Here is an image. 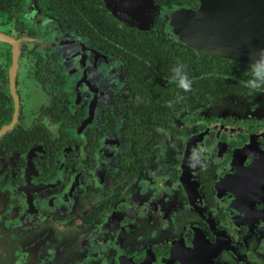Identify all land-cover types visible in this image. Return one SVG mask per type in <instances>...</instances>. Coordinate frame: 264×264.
<instances>
[{"label":"flooded vegetation","instance_id":"af4514ba","mask_svg":"<svg viewBox=\"0 0 264 264\" xmlns=\"http://www.w3.org/2000/svg\"><path fill=\"white\" fill-rule=\"evenodd\" d=\"M198 5L0 0V264H264V87Z\"/></svg>","mask_w":264,"mask_h":264},{"label":"water","instance_id":"95a60500","mask_svg":"<svg viewBox=\"0 0 264 264\" xmlns=\"http://www.w3.org/2000/svg\"><path fill=\"white\" fill-rule=\"evenodd\" d=\"M169 12L166 29L197 50L249 63L264 47V0H198Z\"/></svg>","mask_w":264,"mask_h":264},{"label":"clouds","instance_id":"9594fccd","mask_svg":"<svg viewBox=\"0 0 264 264\" xmlns=\"http://www.w3.org/2000/svg\"><path fill=\"white\" fill-rule=\"evenodd\" d=\"M183 68L184 66L179 63L172 67L169 80L175 81L180 89L188 91L191 88L192 80ZM248 70L249 78L243 82L244 86L250 90H258L264 87V47L257 50V58L249 62ZM41 123L55 135L57 125L50 123L47 116L41 117ZM193 155H195V153H193Z\"/></svg>","mask_w":264,"mask_h":264}]
</instances>
